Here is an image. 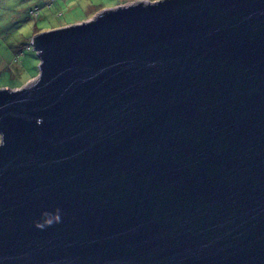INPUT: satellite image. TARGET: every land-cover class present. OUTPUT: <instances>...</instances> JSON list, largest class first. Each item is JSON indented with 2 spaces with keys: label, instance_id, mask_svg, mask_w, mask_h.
Instances as JSON below:
<instances>
[{
  "label": "water",
  "instance_id": "obj_1",
  "mask_svg": "<svg viewBox=\"0 0 264 264\" xmlns=\"http://www.w3.org/2000/svg\"><path fill=\"white\" fill-rule=\"evenodd\" d=\"M31 43L37 80L0 89V264H264V0H134Z\"/></svg>",
  "mask_w": 264,
  "mask_h": 264
},
{
  "label": "rangeland",
  "instance_id": "obj_2",
  "mask_svg": "<svg viewBox=\"0 0 264 264\" xmlns=\"http://www.w3.org/2000/svg\"><path fill=\"white\" fill-rule=\"evenodd\" d=\"M129 1L134 0H0V89L37 80L41 60L31 43L35 35L85 21L102 9Z\"/></svg>",
  "mask_w": 264,
  "mask_h": 264
},
{
  "label": "clouds",
  "instance_id": "obj_3",
  "mask_svg": "<svg viewBox=\"0 0 264 264\" xmlns=\"http://www.w3.org/2000/svg\"><path fill=\"white\" fill-rule=\"evenodd\" d=\"M43 219L41 221H37L35 226L44 229L45 227H49L54 223H58L61 221V210L56 209L55 212H44L41 214Z\"/></svg>",
  "mask_w": 264,
  "mask_h": 264
},
{
  "label": "trees",
  "instance_id": "obj_4",
  "mask_svg": "<svg viewBox=\"0 0 264 264\" xmlns=\"http://www.w3.org/2000/svg\"><path fill=\"white\" fill-rule=\"evenodd\" d=\"M31 13H34V11H32ZM35 14V13H34Z\"/></svg>",
  "mask_w": 264,
  "mask_h": 264
}]
</instances>
